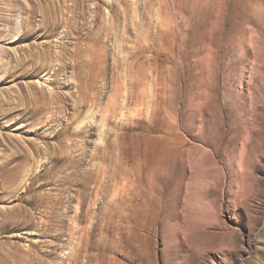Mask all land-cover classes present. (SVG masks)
<instances>
[{"label":"rangeland","instance_id":"obj_1","mask_svg":"<svg viewBox=\"0 0 264 264\" xmlns=\"http://www.w3.org/2000/svg\"><path fill=\"white\" fill-rule=\"evenodd\" d=\"M0 264H264V0H0Z\"/></svg>","mask_w":264,"mask_h":264}]
</instances>
